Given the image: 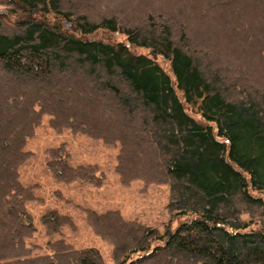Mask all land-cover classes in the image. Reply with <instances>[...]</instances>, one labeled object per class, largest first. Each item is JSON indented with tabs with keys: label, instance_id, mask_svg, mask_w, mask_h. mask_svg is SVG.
<instances>
[{
	"label": "trees",
	"instance_id": "1",
	"mask_svg": "<svg viewBox=\"0 0 264 264\" xmlns=\"http://www.w3.org/2000/svg\"><path fill=\"white\" fill-rule=\"evenodd\" d=\"M126 1L0 0V264H106L64 239L40 256L27 246V204L44 199L19 168L45 115L57 132L119 144L121 182L167 183L169 210L198 215L161 233L86 208L116 264H264V0ZM101 29L128 43L90 37ZM65 147L48 151L55 178L101 186L97 164H70ZM41 222L74 226L57 209Z\"/></svg>",
	"mask_w": 264,
	"mask_h": 264
},
{
	"label": "rangeland",
	"instance_id": "2",
	"mask_svg": "<svg viewBox=\"0 0 264 264\" xmlns=\"http://www.w3.org/2000/svg\"><path fill=\"white\" fill-rule=\"evenodd\" d=\"M3 8L4 6H0V9ZM206 33L210 36L211 31ZM90 37L102 39L105 42L128 43L123 33L108 32L103 29L91 34ZM221 40L223 39L218 40L217 47L222 48L223 53L234 45L225 35L223 44ZM207 41L211 45L210 38ZM136 51L156 57L157 61L168 69V62L151 49L141 47L136 48ZM49 118V115L43 117L42 124L36 129L35 135L28 140L25 149L32 151L33 156L19 168L22 181L25 184H37L36 191L44 199L43 201L33 200L27 204L36 228L35 232L25 239L27 246L32 247V256L51 253L49 243L64 239L76 248L95 247L106 264H116L113 244L93 231L87 222L86 208L98 212L109 209L119 210L125 219L137 220L146 226L157 228L161 233H165L168 229L173 231L180 223L198 217L192 212L176 214L169 210L170 187L167 183L148 184L140 179L128 183L121 182L115 170L119 144L104 143L102 140L93 139L84 134H73L69 129L57 132L49 125ZM63 144L69 152L67 160L70 164H97L99 172L104 175L101 186L79 181L67 184L55 178L48 166L50 159L48 151ZM51 209L71 215L74 226L67 225L63 227L62 232L49 234L41 222V216ZM243 218L247 221L250 219L247 215H243ZM253 227L257 228L258 225L253 224ZM160 242L155 241L153 245Z\"/></svg>",
	"mask_w": 264,
	"mask_h": 264
}]
</instances>
